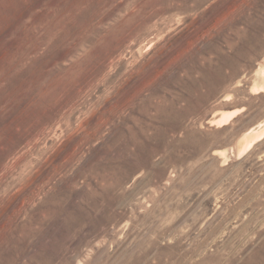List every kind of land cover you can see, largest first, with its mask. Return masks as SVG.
Returning <instances> with one entry per match:
<instances>
[{
    "label": "rangeland",
    "instance_id": "1",
    "mask_svg": "<svg viewBox=\"0 0 264 264\" xmlns=\"http://www.w3.org/2000/svg\"><path fill=\"white\" fill-rule=\"evenodd\" d=\"M263 65L264 0H0V264H264ZM166 152L210 191L157 230L116 190Z\"/></svg>",
    "mask_w": 264,
    "mask_h": 264
},
{
    "label": "clouds",
    "instance_id": "2",
    "mask_svg": "<svg viewBox=\"0 0 264 264\" xmlns=\"http://www.w3.org/2000/svg\"><path fill=\"white\" fill-rule=\"evenodd\" d=\"M214 131L216 132L217 138L220 140H224L230 136V130L225 127L214 129ZM169 154L170 153L166 152L154 156L147 166L142 165L133 177L124 181L116 190V194L121 197L126 207L143 208L144 211L149 214L152 213L153 208H158V212L152 216L153 225L157 230L164 226L162 224V217L169 206L174 208L180 207L182 204L190 201L194 194L203 195L210 191V184L203 177L200 178L199 182H195L196 166L191 160H186L182 164L172 162L171 160H169L168 163H164ZM207 162L211 163L210 161ZM153 165H158L159 167H153ZM160 167L164 169L165 177L170 179L171 183L164 184L149 174L155 172L154 170ZM169 172H173L174 175L168 177ZM141 180L144 181L143 184H140ZM165 191L170 193V198L164 205V208H159L157 203L159 197L157 194L158 192L163 194ZM205 198L207 197L205 196ZM133 219H135V215ZM149 238H151L150 235ZM88 246L95 249L101 245L96 244L95 241H90ZM83 257L84 254L82 252L71 254L70 264H85Z\"/></svg>",
    "mask_w": 264,
    "mask_h": 264
},
{
    "label": "bare ground",
    "instance_id": "3",
    "mask_svg": "<svg viewBox=\"0 0 264 264\" xmlns=\"http://www.w3.org/2000/svg\"><path fill=\"white\" fill-rule=\"evenodd\" d=\"M258 79L254 83V91L261 92L264 91V65L259 68L257 71ZM238 114L237 110L223 113L218 118L212 120L213 124H220L221 126L224 123H229ZM264 138V121L258 123L256 126L249 128L240 138L237 145V150H233L236 157L243 156L248 152L254 144L259 142ZM235 149V148H234ZM229 150V149H228ZM232 151V149H231ZM234 155V154H233Z\"/></svg>",
    "mask_w": 264,
    "mask_h": 264
}]
</instances>
